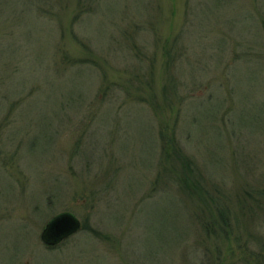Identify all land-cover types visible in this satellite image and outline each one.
I'll return each mask as SVG.
<instances>
[{
    "label": "rangeland",
    "instance_id": "rangeland-1",
    "mask_svg": "<svg viewBox=\"0 0 264 264\" xmlns=\"http://www.w3.org/2000/svg\"><path fill=\"white\" fill-rule=\"evenodd\" d=\"M257 190L264 0H0V264H264Z\"/></svg>",
    "mask_w": 264,
    "mask_h": 264
},
{
    "label": "trees",
    "instance_id": "trees-1",
    "mask_svg": "<svg viewBox=\"0 0 264 264\" xmlns=\"http://www.w3.org/2000/svg\"><path fill=\"white\" fill-rule=\"evenodd\" d=\"M168 152V150L165 149V153ZM172 157L174 160L181 166V171L180 174L178 175L177 182L180 186V190L186 195L187 197H191L195 200H197L198 205H202L203 208L208 205V202L205 200L206 195L204 194L205 190L204 187L202 186L201 179H197V176L194 180L190 181L188 177L194 176L195 173H197V169L194 166V163L192 160L186 156L182 149L179 147L178 143L174 142L173 143V149L171 150ZM164 153V152H163ZM168 156V154H165ZM255 196L252 197V203L253 205L250 207V209L247 207L245 210V206L241 205L243 209V212L245 215L247 214L246 211L253 213L255 209V205L257 206L258 210H261L264 205V190H257L255 191ZM218 203L220 204L219 210H218V216H219V221H220V231L228 234L230 231V223L228 222L230 215H231V210L224 205V203H221L219 199H217ZM217 204V205H219ZM222 209V210H220ZM206 230H209L210 227H206Z\"/></svg>",
    "mask_w": 264,
    "mask_h": 264
},
{
    "label": "water",
    "instance_id": "water-1",
    "mask_svg": "<svg viewBox=\"0 0 264 264\" xmlns=\"http://www.w3.org/2000/svg\"><path fill=\"white\" fill-rule=\"evenodd\" d=\"M82 229V222L71 212L54 216L43 229L40 239L47 247H56L77 234Z\"/></svg>",
    "mask_w": 264,
    "mask_h": 264
}]
</instances>
